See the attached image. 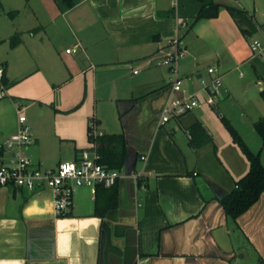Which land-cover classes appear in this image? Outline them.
<instances>
[{
  "label": "crops",
  "instance_id": "crops-1",
  "mask_svg": "<svg viewBox=\"0 0 264 264\" xmlns=\"http://www.w3.org/2000/svg\"><path fill=\"white\" fill-rule=\"evenodd\" d=\"M210 2L218 14L193 23ZM228 5L249 21L239 23ZM176 33L185 85L199 90L213 65L225 91L212 105L201 90L198 106L161 123L173 74L159 60ZM255 39L264 53V0H0V132L17 129V104L23 113L36 105L48 118L29 121L27 153L41 166L92 149L93 116L104 133H122L127 150L117 204L102 214L108 192L97 198L89 186L75 190L63 216L49 187L0 186V264H264V194L236 219L217 195L249 170L222 116L264 154L254 128L264 115ZM196 121L205 131L192 136Z\"/></svg>",
  "mask_w": 264,
  "mask_h": 264
},
{
  "label": "built area",
  "instance_id": "built-area-1",
  "mask_svg": "<svg viewBox=\"0 0 264 264\" xmlns=\"http://www.w3.org/2000/svg\"><path fill=\"white\" fill-rule=\"evenodd\" d=\"M181 25L187 26L188 21L182 20ZM169 45L172 48L164 53L159 64L168 66L173 74L171 81L173 93L162 109L161 123L193 110L200 104L202 91L205 101L212 105H216L217 98L225 91L222 75L217 73V67L213 65L207 68L211 77H199L201 85L199 90H191L187 87L179 72V60L186 54L181 36L176 33L169 39ZM77 46L66 50L76 51ZM251 47L255 51L262 52L263 44L255 39ZM262 56L264 57L263 52ZM3 71L0 67V78ZM4 94L5 89L1 91V96ZM17 108L19 113L17 129L9 134L0 132V186H17L28 191L49 187L54 193L55 211L57 215L63 216L71 209L73 195L78 187L89 186L92 192L96 193L98 185L110 187L117 183L122 174L121 169L109 168L100 162V154L95 141L94 147L84 149L77 160H61L54 167H44L35 162L27 153L34 140L27 116L19 104ZM89 134L94 138L104 134L98 127L95 116L89 121ZM141 158L145 159V155Z\"/></svg>",
  "mask_w": 264,
  "mask_h": 264
},
{
  "label": "trees",
  "instance_id": "trees-1",
  "mask_svg": "<svg viewBox=\"0 0 264 264\" xmlns=\"http://www.w3.org/2000/svg\"><path fill=\"white\" fill-rule=\"evenodd\" d=\"M219 7V3L216 2L204 4L194 17L193 23L200 18L216 16L219 12ZM227 7L239 23L249 21V16L247 15L246 10L232 5H228ZM244 31L246 32L247 30L244 29ZM19 39V34H14L10 37L12 43H16ZM1 79L3 84H5L6 78L4 75H2ZM260 93L264 99V88L261 89ZM221 118L233 140L240 146L249 161L248 172L236 181L231 190L223 192L219 198L228 216L236 219L247 211L261 197V195L264 194V164L261 160L260 152H255L249 147L240 132L229 119L225 116H222ZM254 128L260 135L264 145V115L254 122ZM200 130L205 131L199 121L194 122L191 126L192 136L196 135V133L198 134V131ZM89 138L91 141L97 142V150L100 154L101 163L109 168L123 167L127 150L122 133H104L96 138L89 134ZM203 142L204 141H202V143ZM138 183H141L140 179L138 180ZM114 188L115 184L110 187L103 185L97 186L95 193L96 197L99 198L100 194L108 192L110 199L109 203L102 208L101 214L106 208L117 204V194ZM97 204L100 205L99 199L97 200Z\"/></svg>",
  "mask_w": 264,
  "mask_h": 264
},
{
  "label": "rangeland",
  "instance_id": "rangeland-1",
  "mask_svg": "<svg viewBox=\"0 0 264 264\" xmlns=\"http://www.w3.org/2000/svg\"><path fill=\"white\" fill-rule=\"evenodd\" d=\"M64 53H65V51H64ZM183 80H184V78H183ZM73 83V85L74 86H76V82H72ZM53 97L51 96V99H52ZM4 102H6V101H4ZM39 106H36V105H33V106H31V107H29V108H25L24 109V114L27 116V121H28V123H29V121H30V123L31 122H33L34 121V119H38L39 117H41V118H44V119H46V118H48V116H47V113H46V111H44L45 110V108L44 107H42V108H38ZM221 110V109H220ZM40 112V113H39ZM216 114L218 115V112L216 111ZM219 121H221V120H219ZM222 122V121H221ZM244 129V128H243ZM225 132L224 133H226V135H230L229 134V131H227V130H224ZM243 133L246 135V134H248L247 133V131L246 130H243ZM248 136V135H247ZM230 137V136H229ZM260 137V136H259ZM247 138H249V137H247ZM250 140V139H249ZM246 141V140H245ZM246 143H247V141H246ZM249 146H250V148L253 150V151H255V152H260V157H262L261 158V160H262V162H263V164H264V154L262 155V151H261V149H260V147H256L255 145H254V143H252V141H251V145L249 144V143H247ZM235 147H237V149H239L240 147L238 146V145H236ZM239 151H240V149H239ZM240 153H241V151H240ZM243 157H245L244 156V154H241ZM207 157H210V159L212 160V162L214 163V164H216L217 165V163H215L216 161V158H215V156H214V154L212 153V151H211V153H209L208 155H207Z\"/></svg>",
  "mask_w": 264,
  "mask_h": 264
},
{
  "label": "water",
  "instance_id": "water-1",
  "mask_svg": "<svg viewBox=\"0 0 264 264\" xmlns=\"http://www.w3.org/2000/svg\"><path fill=\"white\" fill-rule=\"evenodd\" d=\"M217 195L220 197L221 196V193L217 192Z\"/></svg>",
  "mask_w": 264,
  "mask_h": 264
}]
</instances>
